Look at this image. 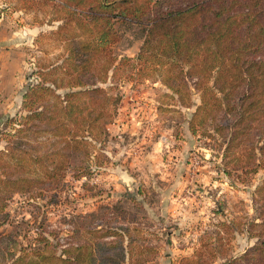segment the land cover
<instances>
[{
	"label": "rangeland",
	"instance_id": "rangeland-1",
	"mask_svg": "<svg viewBox=\"0 0 264 264\" xmlns=\"http://www.w3.org/2000/svg\"><path fill=\"white\" fill-rule=\"evenodd\" d=\"M57 1L0 0V17L8 30L31 24L40 28L33 41L25 40L16 47L22 61L19 73L24 92L39 80L35 71L59 63L67 46L65 40L50 34L65 15ZM81 4L86 6L87 0ZM113 27L111 43L93 59L97 73H101V65L113 63L116 67L108 70L105 83L98 82L103 88L112 87L108 95L119 97L110 106L111 122H100L106 133L95 138L88 135L86 141L92 145L78 152V158L61 157L57 164L56 156L50 155L43 166L48 174L46 184L37 178L41 172L37 156L41 145L37 141L44 137L23 133L13 139L24 151L17 165L12 162L4 172L0 170L2 177L16 178L20 185L18 190L10 188L13 191L0 217L4 219L0 223V250L4 249L0 262L9 264L23 253L33 257V264H88L73 259L79 253L92 257L91 264H181L184 257L191 258L183 260L184 264H221L239 257L257 242V234L264 236L262 228L254 224L264 218L263 200L255 191L264 180V115L245 120L247 127L243 125L229 145L228 138L238 128H224L225 114L217 109L198 111L200 95L191 81L190 96L180 105L160 79L135 75L132 67L119 62L121 57L138 53L143 28L115 20ZM70 43L79 45L76 40ZM22 99L0 101V129L8 127L6 117L26 113L21 108ZM126 105L146 112L145 126L136 124L119 136L109 134L108 126L117 118L118 109ZM191 118L194 132L188 124ZM226 118L234 116L228 113ZM152 136L161 142L156 151L158 167L146 171L128 188L129 180L117 175L121 163L113 159H119L123 151L131 157L135 148L144 156ZM3 145L1 140L0 148ZM79 158H87L91 164L88 175L80 173ZM134 164L137 168L139 162ZM143 165L139 164L141 169L148 168ZM178 170H185L180 186L175 177ZM92 229L100 242L94 251L86 248L94 240L87 233ZM46 243L53 252L49 259H42L41 246ZM78 245L85 247L74 250ZM70 248L69 254L66 251Z\"/></svg>",
	"mask_w": 264,
	"mask_h": 264
},
{
	"label": "trees",
	"instance_id": "trees-1",
	"mask_svg": "<svg viewBox=\"0 0 264 264\" xmlns=\"http://www.w3.org/2000/svg\"><path fill=\"white\" fill-rule=\"evenodd\" d=\"M73 1L76 2L57 1L65 15L59 18L61 22L56 29L50 31L67 44L61 61L35 71L39 80L31 83L22 96L21 108L26 113L6 117L8 127L0 129V141H4L0 148L3 172L6 165L21 161L24 150L18 149L13 141L20 134L44 137L37 141L41 145L37 152L41 172L37 178L40 184H46L48 174L43 166L50 155L56 156L57 164L61 157L78 158V152L92 145L86 141L88 135L95 138L106 133L100 122H111L110 106L119 97L107 94L112 87L98 85L107 81L113 63L101 65L98 69L101 73H97L93 59L111 43L114 20L137 24L144 30L138 53L134 57H121L119 62L132 67L135 75L160 79L180 105L190 96L191 81L200 95L197 110L217 109L225 114L224 128H238L228 138L229 145H233L242 126L247 127L245 120L264 115V0H185L179 4H167L165 0H87L86 6L81 4L83 0ZM72 40L79 41V45H72ZM228 113L234 119H227ZM210 120L213 122L214 118ZM188 124L194 132L192 118ZM64 162L71 164L66 159ZM78 169L82 175L91 172L87 158H79ZM12 186L20 188L16 178L10 180L0 175V217ZM255 191L264 206V180ZM254 224L264 233V218ZM87 233L94 240L86 248L94 251L100 246L95 240L96 230ZM257 236V242L243 254L221 264H264V236ZM83 247L78 245L74 250ZM41 249L44 253L40 257L49 259L53 252L49 243ZM70 250L66 252L70 254ZM72 257L80 263L93 261L83 253ZM187 259L191 258L184 257L180 263ZM17 261L35 262L23 253L9 264Z\"/></svg>",
	"mask_w": 264,
	"mask_h": 264
},
{
	"label": "crops",
	"instance_id": "crops-1",
	"mask_svg": "<svg viewBox=\"0 0 264 264\" xmlns=\"http://www.w3.org/2000/svg\"><path fill=\"white\" fill-rule=\"evenodd\" d=\"M4 21L5 20L3 17H0V101H10V99H15L17 101L19 100V97L21 98L25 92L22 88V76L21 73H19L21 72L20 70L22 61L18 55V50L16 47L23 45L25 40L33 41L35 36L39 33L40 28L37 25L31 24L26 26H18L17 29L12 28L8 30L5 27ZM118 110L117 118L114 119L110 126H108L109 134L112 135L114 134L112 132H116L117 136H119L124 132V130L129 129V131H132L134 125L136 124H143L142 126H145L144 121L147 118L145 111H142L138 108H133L132 105H126L122 108L120 107ZM136 131L134 130V132ZM140 134L142 133L140 132ZM140 134H138V137ZM138 137H136V139ZM160 143L161 142H158V140H154L152 136V138L149 140L144 156H141V149L138 150L135 148L133 150V156L131 155V157H129V152L123 151L124 153H122L121 150V156H117L119 159H113L115 163H118V165L121 163L120 168H118L117 175L118 178H125L129 180L126 183V185L129 184L128 188L131 184H133L136 178L144 176L146 171L156 170L159 161L157 159L158 155L156 154V151L160 149ZM124 161H130L129 165H122V162ZM138 162L140 166L141 163L144 162L143 166L148 168L141 169L139 164L137 168H134L133 164ZM167 174L171 175V172H167ZM184 175L185 170H178L175 172V177L179 179V184L177 186H180V182L184 178Z\"/></svg>",
	"mask_w": 264,
	"mask_h": 264
}]
</instances>
